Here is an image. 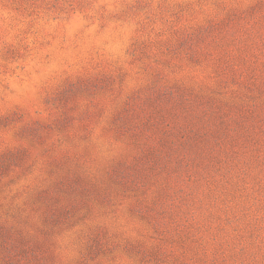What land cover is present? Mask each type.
Returning <instances> with one entry per match:
<instances>
[{"label": "rangeland", "instance_id": "1", "mask_svg": "<svg viewBox=\"0 0 264 264\" xmlns=\"http://www.w3.org/2000/svg\"><path fill=\"white\" fill-rule=\"evenodd\" d=\"M0 264H264V0H0Z\"/></svg>", "mask_w": 264, "mask_h": 264}]
</instances>
